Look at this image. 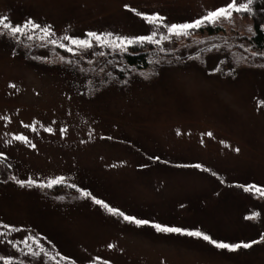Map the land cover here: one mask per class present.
I'll return each mask as SVG.
<instances>
[{
    "label": "rangeland",
    "instance_id": "1",
    "mask_svg": "<svg viewBox=\"0 0 264 264\" xmlns=\"http://www.w3.org/2000/svg\"><path fill=\"white\" fill-rule=\"evenodd\" d=\"M228 2L0 0V16L13 24L31 18L51 25L56 39L87 38L89 31L133 37L154 29L125 4L159 13L165 23H183ZM211 27L220 30L163 40L172 57L119 84L105 82L112 74L104 80L98 45L74 55L35 36L19 37L20 44L0 36V117L9 118L0 119L6 157H0V223L21 230L0 228V255L25 264H264V241L236 252L218 250L201 239L157 233L112 216L76 188H21L11 179L64 176L66 184L139 219L230 243L259 239L264 198L235 185L264 186V56L250 45L254 22L248 14L234 13L231 21ZM156 30V39L168 35L163 27ZM93 73L105 83L98 85ZM16 134L36 147L15 141ZM197 163L210 171L182 166ZM254 211L260 213L256 220L244 219ZM26 236L42 243L48 257H30L6 243Z\"/></svg>",
    "mask_w": 264,
    "mask_h": 264
},
{
    "label": "snow or ice",
    "instance_id": "2",
    "mask_svg": "<svg viewBox=\"0 0 264 264\" xmlns=\"http://www.w3.org/2000/svg\"><path fill=\"white\" fill-rule=\"evenodd\" d=\"M254 4V0H229L224 6H220L215 8L214 10L208 11L205 15L200 18L194 19L191 22H183V23H165L166 17L160 15L159 13L147 14L144 12L137 11L135 8H129L127 4L124 5L126 9L130 12L134 13L137 17H140L145 23L153 26V31L149 35H137L133 37L127 36H114L111 32L97 33L95 31H89L85 35L87 38H79L70 35H64L59 39L54 38L56 33L52 30L51 25H41L36 23L31 18L26 19L23 23L13 24L8 17L0 16V36H10L13 39H16L19 42V37L24 36L28 40H33L34 36L36 39L43 41L47 44L56 46L58 48L64 49L66 52L76 54L77 50H88L92 49L94 45H98L101 48L107 47L113 51H118L121 53L127 52L129 46L134 45H160L163 40L169 39L172 36L175 37H187L189 36L193 30H198L202 26L210 25L215 26L217 23H223L224 21H231L233 19V14H241L248 13L253 14L252 5ZM160 27L166 29L168 35H160V39H156L157 30ZM249 32L252 31L251 28L248 29ZM39 32L40 35L36 36L35 34ZM62 41H66L64 43ZM69 44L72 47H69ZM160 51H164L161 47ZM101 56L104 55L103 52L99 53ZM253 55H257V53L253 52ZM261 56H264V53H260ZM34 59H36L34 57ZM63 59V58H62ZM91 61H89L90 63ZM67 63H71V61H67ZM145 75V74H142ZM147 78V75H145ZM10 87H15V85H10ZM0 119L8 121L9 118L7 116H2ZM10 122V121H9ZM23 127L30 129L31 131H36V126L34 124H24ZM44 131L52 133L53 129L51 127H45ZM66 132L65 128L60 129V134L63 136ZM179 135V132L177 133ZM205 135L211 137L212 133L208 132ZM15 141H19L31 148H35L36 145L32 143L28 136L23 134H16L13 136ZM7 143H11L8 141ZM236 152H239V149H235ZM0 157H4V153L0 152ZM153 159H159L155 157ZM183 167H192L195 169H199L202 171H210V169L205 168L203 165L197 163L193 165H182ZM213 176H217V173L212 172ZM12 180L15 181L17 185L21 188L24 187H39V188H52L56 185H63L67 187L76 188L81 196L85 198H90L93 203L99 205L103 209H105L108 213L115 217H122L124 221H127L136 226H150L157 233L161 234H179L186 235L189 237H194L197 239H201L208 244L212 245L214 248L218 250H226L228 252H236L240 249H249L253 245L259 244L264 241V232L260 233L259 239H252L248 242H238V243H230L223 240L214 239L211 235L202 232L200 230H189L182 227H172L163 225L160 223L151 222L147 219H139L135 216L128 215L120 209L113 207L106 203L104 200L96 198L86 189L77 188L75 184H66V177L64 176H56L54 178L48 179L46 182L37 181L34 179H17L15 176L11 177ZM223 183V180H221ZM235 187L242 189L246 193H250L254 198H264V186L257 184H237ZM63 199V197H60ZM260 216L259 212H251L249 215L244 217L245 220L253 221L256 220ZM0 228L6 229L8 232L21 231L20 229L15 228L14 226L7 223H0ZM5 235L4 232H0V237ZM31 241V243H29ZM5 241L0 240V243H4ZM7 244H10L12 248L17 249V251L28 255L34 258L48 257L49 253L45 249L44 245L37 241L33 236H26L23 240L13 242L12 240L6 241ZM23 244V248H19V244ZM33 245L35 247H33ZM109 248H113L112 244L108 245ZM25 249L27 250L25 252ZM57 256H60V259L69 260V257L61 256L59 252L56 253ZM96 259H99L98 257ZM0 261L3 264H13V256L12 255H0ZM18 264H25L23 260L19 261ZM70 264H75V261H70ZM102 264H109L108 260H104Z\"/></svg>",
    "mask_w": 264,
    "mask_h": 264
},
{
    "label": "trees",
    "instance_id": "3",
    "mask_svg": "<svg viewBox=\"0 0 264 264\" xmlns=\"http://www.w3.org/2000/svg\"><path fill=\"white\" fill-rule=\"evenodd\" d=\"M251 7L253 9V14L244 13L248 14L254 22V35L250 39V45L253 47L254 51L264 53V0H254V4ZM202 28L203 26L199 29V32L208 30L210 33L214 34L220 30L216 29V31H214L213 27L208 25L203 31ZM20 43H22V41H20L19 44ZM28 44L30 43L28 42ZM161 47V44L157 46L146 43L144 45L129 46L128 51L124 53L104 47L102 51L104 55H98L104 59L100 69L106 74L104 80L107 78V73H110V75L112 74V77L109 76L105 82L119 84L121 80L129 78L134 71L146 70L154 63H162L163 60L171 58L172 56L169 57L170 54L168 49L163 48L164 51H160ZM76 69L81 71L79 67ZM93 74L98 78V85L105 83L104 80H101L99 73ZM88 84L93 85L91 82H88ZM0 264H3V262L0 261ZM13 264H18V262H13Z\"/></svg>",
    "mask_w": 264,
    "mask_h": 264
}]
</instances>
